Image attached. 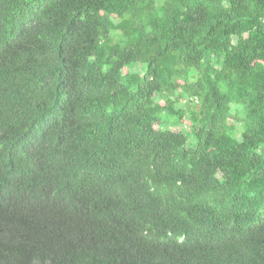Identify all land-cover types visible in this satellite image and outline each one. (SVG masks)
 Returning a JSON list of instances; mask_svg holds the SVG:
<instances>
[{"label":"trees","instance_id":"16d2710c","mask_svg":"<svg viewBox=\"0 0 264 264\" xmlns=\"http://www.w3.org/2000/svg\"><path fill=\"white\" fill-rule=\"evenodd\" d=\"M0 264H264V0H0Z\"/></svg>","mask_w":264,"mask_h":264}]
</instances>
